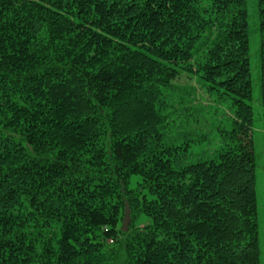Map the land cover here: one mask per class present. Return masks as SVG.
<instances>
[{"label": "trees", "instance_id": "obj_1", "mask_svg": "<svg viewBox=\"0 0 264 264\" xmlns=\"http://www.w3.org/2000/svg\"><path fill=\"white\" fill-rule=\"evenodd\" d=\"M248 55L245 0H0V264H259ZM189 80L229 106L186 163Z\"/></svg>", "mask_w": 264, "mask_h": 264}, {"label": "rangeland", "instance_id": "obj_2", "mask_svg": "<svg viewBox=\"0 0 264 264\" xmlns=\"http://www.w3.org/2000/svg\"><path fill=\"white\" fill-rule=\"evenodd\" d=\"M249 34V66L252 83V109L253 121L251 125L253 153L255 158V192L257 203V227L259 244V264H264V139L262 107L258 85L259 73V45L258 13L256 0H245ZM177 83V84H176ZM173 87L164 91L165 99L173 105L176 111L173 115L174 123L169 129L165 139L174 145H179L186 139L189 141V155L184 162L195 161L201 156L208 155L216 146V131L205 119H210L207 111L216 109L217 114H223V110L229 106L226 96L219 95L211 90L204 95V86L200 82L177 81ZM204 99L210 102V107H204ZM206 115V116H204ZM223 117V115L221 116ZM215 118V117H214ZM192 140H196L193 142ZM138 176L130 178L129 187L136 186ZM147 220L141 217L139 221ZM130 224V223H129Z\"/></svg>", "mask_w": 264, "mask_h": 264}, {"label": "water", "instance_id": "obj_3", "mask_svg": "<svg viewBox=\"0 0 264 264\" xmlns=\"http://www.w3.org/2000/svg\"><path fill=\"white\" fill-rule=\"evenodd\" d=\"M129 223H130L129 209L128 207H125L124 215H123L122 222H121V230L123 232L128 230Z\"/></svg>", "mask_w": 264, "mask_h": 264}]
</instances>
